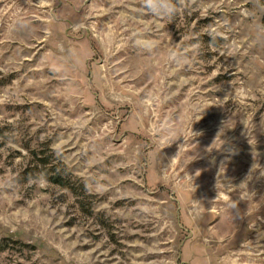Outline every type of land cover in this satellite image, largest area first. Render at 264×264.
Masks as SVG:
<instances>
[{
	"label": "rangeland",
	"instance_id": "1",
	"mask_svg": "<svg viewBox=\"0 0 264 264\" xmlns=\"http://www.w3.org/2000/svg\"><path fill=\"white\" fill-rule=\"evenodd\" d=\"M176 2L0 0V264H264V0Z\"/></svg>",
	"mask_w": 264,
	"mask_h": 264
},
{
	"label": "clouds",
	"instance_id": "2",
	"mask_svg": "<svg viewBox=\"0 0 264 264\" xmlns=\"http://www.w3.org/2000/svg\"><path fill=\"white\" fill-rule=\"evenodd\" d=\"M139 8L137 11L140 13H147L151 15L154 20H160L163 22L171 21L179 11V6L176 0H139ZM145 24V29H147ZM142 29H137L133 32V36H136ZM253 39L257 43H264V23L257 21L253 26ZM173 59L179 54L171 53Z\"/></svg>",
	"mask_w": 264,
	"mask_h": 264
},
{
	"label": "trees",
	"instance_id": "3",
	"mask_svg": "<svg viewBox=\"0 0 264 264\" xmlns=\"http://www.w3.org/2000/svg\"><path fill=\"white\" fill-rule=\"evenodd\" d=\"M47 164H48V161H47V160H44V159H41V160H40L39 165H40L41 167L46 168ZM54 180H55L56 182L62 184V183H61L62 181H61L60 179H59V180L54 179Z\"/></svg>",
	"mask_w": 264,
	"mask_h": 264
}]
</instances>
